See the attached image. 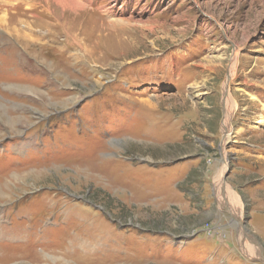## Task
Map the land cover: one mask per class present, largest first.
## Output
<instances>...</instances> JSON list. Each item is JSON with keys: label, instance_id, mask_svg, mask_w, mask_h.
Masks as SVG:
<instances>
[{"label": "rangeland", "instance_id": "1", "mask_svg": "<svg viewBox=\"0 0 264 264\" xmlns=\"http://www.w3.org/2000/svg\"><path fill=\"white\" fill-rule=\"evenodd\" d=\"M78 1L0 0V264H264V0Z\"/></svg>", "mask_w": 264, "mask_h": 264}, {"label": "bare ground", "instance_id": "2", "mask_svg": "<svg viewBox=\"0 0 264 264\" xmlns=\"http://www.w3.org/2000/svg\"><path fill=\"white\" fill-rule=\"evenodd\" d=\"M63 5H70V6H79L80 4H82L81 2H79L78 0H55ZM85 6H82V8ZM76 10V9H75ZM2 16V15H1ZM6 22L7 20L5 19V15L4 17L0 18V22ZM8 24V22H7ZM235 62L232 65V69L234 68ZM232 76V74L230 73L229 75V81H230V77ZM228 85H225V89H226V94H225V98H224V103L226 104V106L228 107V111L226 112L225 115V120H224V132L226 137H229L230 134V119L232 116V110H233V104L232 103V99H231V94L229 93V82H226ZM264 122V121H263ZM227 126V127H226ZM218 181H219V185H220V189H221V195L223 198H226L232 205V207L234 206V215L237 216L236 213H238L237 211L240 210L241 207V200L240 198L237 196V194L232 190V188L226 183V181H224L223 179L218 177ZM217 190V189H216ZM239 214V213H238ZM21 237V236H20ZM243 241L247 242L246 236L245 238H243ZM248 245V244H246Z\"/></svg>", "mask_w": 264, "mask_h": 264}]
</instances>
